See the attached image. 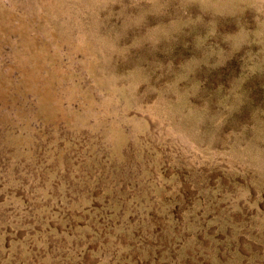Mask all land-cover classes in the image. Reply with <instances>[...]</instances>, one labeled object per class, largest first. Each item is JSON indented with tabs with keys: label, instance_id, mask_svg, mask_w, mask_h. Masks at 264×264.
Returning a JSON list of instances; mask_svg holds the SVG:
<instances>
[{
	"label": "rangeland",
	"instance_id": "obj_1",
	"mask_svg": "<svg viewBox=\"0 0 264 264\" xmlns=\"http://www.w3.org/2000/svg\"><path fill=\"white\" fill-rule=\"evenodd\" d=\"M0 264H264V0H0Z\"/></svg>",
	"mask_w": 264,
	"mask_h": 264
}]
</instances>
